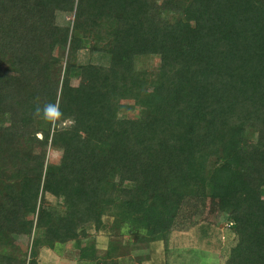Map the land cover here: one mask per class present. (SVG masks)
<instances>
[{"label":"trees","instance_id":"trees-1","mask_svg":"<svg viewBox=\"0 0 264 264\" xmlns=\"http://www.w3.org/2000/svg\"><path fill=\"white\" fill-rule=\"evenodd\" d=\"M205 200L264 264V0H0V264H141Z\"/></svg>","mask_w":264,"mask_h":264},{"label":"rangeland","instance_id":"rangeland-1","mask_svg":"<svg viewBox=\"0 0 264 264\" xmlns=\"http://www.w3.org/2000/svg\"><path fill=\"white\" fill-rule=\"evenodd\" d=\"M69 19V16H60L59 22L66 23ZM80 57L84 60L87 56L82 52ZM137 63L139 68L158 65L157 59L151 57H142ZM73 83L76 84V81L73 80ZM134 114L128 113L131 116ZM55 154L51 152V155ZM48 200L54 201L52 197ZM228 209L226 203L205 200L201 212L190 223L179 225L172 231L167 249L162 243L157 244L150 253V259L141 264H224L229 249L236 242L228 225ZM90 232L91 237L84 243L94 244L98 255H103L108 242L107 229L97 233L90 229ZM124 241L129 242L130 239L125 237ZM77 258L78 251L73 243H69L56 250L43 248L39 264H82Z\"/></svg>","mask_w":264,"mask_h":264},{"label":"clouds","instance_id":"clouds-1","mask_svg":"<svg viewBox=\"0 0 264 264\" xmlns=\"http://www.w3.org/2000/svg\"><path fill=\"white\" fill-rule=\"evenodd\" d=\"M33 116L40 117L50 125L54 126L58 121L61 120V118L64 116V113L60 110V107L57 103L48 102L42 107L40 105H36Z\"/></svg>","mask_w":264,"mask_h":264}]
</instances>
